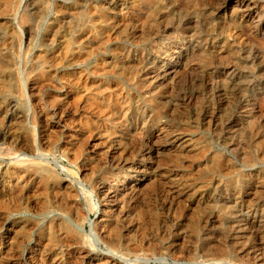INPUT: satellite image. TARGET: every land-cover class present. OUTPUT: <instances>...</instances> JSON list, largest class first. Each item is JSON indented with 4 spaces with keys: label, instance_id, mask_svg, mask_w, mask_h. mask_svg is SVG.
Masks as SVG:
<instances>
[{
    "label": "rangeland",
    "instance_id": "374dc122",
    "mask_svg": "<svg viewBox=\"0 0 264 264\" xmlns=\"http://www.w3.org/2000/svg\"><path fill=\"white\" fill-rule=\"evenodd\" d=\"M30 1L32 0H0V167H2L3 165L7 166L11 162H13V159L18 156L20 152L22 153V151L19 150L18 146H14L13 143L11 144V142L6 139L8 137H17L23 142L25 141L27 145L33 147L32 152L30 154L25 153L22 157L25 156L24 158L27 157V159H30L31 162L33 161L34 163L37 162V164H41L40 167L39 165L33 164L32 162V165L29 164L28 166L24 167L25 173L27 175L33 173V169L37 170V178L35 177V180L30 182L36 189L33 188L34 190H29V194L26 191V193L22 195L23 198H13L10 196L9 198L13 199L14 201H11L9 198H7L8 196L0 195V208H2L0 209V237L5 235V229L8 227V225L15 224L16 221H21L22 223L24 222L23 224H26V226H24L26 228L30 225L29 229L23 227L22 231H18L12 237L11 241L14 244L11 243L10 248L4 250L3 248H1L2 246H0V258H4L3 260L0 259V264H44L41 263V259H39V257L41 258L44 252L48 254L50 253V255L47 257L48 259L45 264L54 263L52 262V260H58L59 262H55L54 264H62L63 262L64 264H75L77 261L78 264H85L80 259V255L78 253L79 250H81V246H85L87 244V251L94 253L97 257H95V259H98V262H94L92 264H105V258L110 256L111 258H113V261L108 264H264V238L262 242H260L259 234L256 233L255 230H252L247 227V223H245L247 218L255 216L256 219L262 221L264 229V190L262 189V191H255L256 188L254 185L256 182H264V0H254L257 5V11L260 19H254L253 22H241L237 17H235L236 19H232L233 17L231 18L230 16L231 6L228 3L229 0H193L194 2L190 0L191 3H198L195 5L196 10L192 13L191 16L193 17V19L192 21H190L189 24L184 23L185 18L188 17V11L182 10V13L178 12L179 14L175 10L171 12V0H162V2L165 4L161 2V7H159L160 10H157L156 13L164 12L167 16H165V23L167 25L169 24L168 26L171 25L170 27L173 30L168 31L165 34L166 36L164 38H167V40H163L165 41L163 47H166L165 43H167V46L168 44H170L169 47H171L173 43L176 42L179 36L185 37L191 35L195 40H192V46L190 45V47L184 48L185 51L186 49H189L187 51V55H185L184 51L183 54L182 52L180 53L179 57L181 58V65L179 66L178 72V76L180 78L177 82L178 85H174L170 90H168V88L165 86H161L158 90L154 92L153 90L146 91V87H141L142 85L136 82L134 73H132V71L127 68L128 65H125V57H123L119 53L126 49L128 51L125 50L124 52H129V55L134 56L135 53L138 54L141 50H147L151 46L150 41L140 43L139 41L133 39L128 40L129 38L125 39L124 37H122V40L121 38H119L116 44H111V47L113 48L115 46L118 47L112 49L109 46L110 44H106L103 47L105 50L101 48V50H103L105 54L99 49L97 52L93 53L89 57H83L82 55L80 57L78 54H73L72 51H70V53L72 54L69 57L68 55H65V51L63 52L64 48L62 47H64L65 44H75V42H79L85 39V36L87 34V26H89H85L84 22L86 21L85 18L87 17V14L90 13L92 10H99V8L102 6L104 8H106V5L107 7H109V0H36V3L38 2L37 4L39 10L38 13H36L35 15L29 12L28 10ZM137 1L139 0H126L125 5L128 3L134 5ZM227 3L229 5H227ZM111 7L113 9L115 8L114 11H118L116 9L118 8L116 3L112 4ZM71 14L74 15V18ZM31 20L35 21V24L34 22L32 23ZM106 23L104 22L102 25L104 26V31H106L107 33L109 27ZM30 25L34 27L32 28V32L30 34L31 36H29L30 38L28 37V39H26L25 33L27 32V27ZM155 25H162V23L157 22ZM184 27H188L187 29L190 28L188 30L190 34L183 30ZM210 35L212 37L218 38L220 43L222 42V39L225 40V43L223 42L219 45V47L221 46L220 48L218 47L219 55H217L218 57L215 58L214 56L210 55L198 54L199 52L201 53V51H199L201 50V44L205 43V38ZM227 35H229V37ZM222 36L223 38H221ZM77 37H79V39ZM62 38L64 40H62ZM237 38H239L240 40L238 39V41H236ZM95 39L99 40L98 37H96ZM226 45L228 48L226 47ZM139 47L140 49H138ZM191 47H193L194 52L192 51ZM226 50L229 51V53L224 54ZM63 53L65 56L62 55ZM44 54H46V56ZM40 56H42L43 58ZM55 56L56 59H54ZM63 56L65 57V59H69L65 60ZM76 56L77 58H74ZM219 56H222V58L220 59ZM121 58L123 59V62ZM116 59H119L118 63L116 62ZM34 60L36 61V63ZM38 60L44 61L41 63ZM53 60L55 61L53 62ZM110 60H112V64H110ZM55 62H57L58 64ZM53 64L55 66H53ZM224 64L228 66L231 65L232 67V70H229L231 73L229 76L232 77L230 81L223 80V77L221 76L222 70H220V68ZM120 67L123 69H121ZM180 67H183L184 69H181ZM194 68L196 69L194 70ZM185 69L186 71H184ZM111 70L114 71V73ZM196 72L198 74H196ZM204 73L205 75H203ZM95 74L96 76H94ZM44 75L50 78L51 80L45 77ZM36 76H39V79ZM40 76L42 79L40 78ZM131 76L134 79H132ZM219 76L221 77V79ZM76 77L80 78L78 79ZM201 78L203 79L201 80ZM52 80L54 83L52 82ZM63 80L66 82H71L66 83ZM82 80L87 82H83V85ZM222 80L225 82H222ZM32 82L36 85V87L39 86V88H37L39 90L38 94L40 96V99L43 98L42 100H40L41 110L40 112L38 111L39 114L37 113V110L33 107L28 97L29 92L27 89L29 87V84ZM39 83H41V86ZM58 84H61L62 87H60V85ZM93 84L95 86L97 84L99 85H97L96 88ZM197 84H199V86ZM45 85L48 86L46 87ZM52 85L53 87H51ZM63 86H67L68 88ZM40 87L44 88L40 89ZM111 89L113 90V92ZM65 90H68L70 93ZM90 95H93V101H91ZM101 95L103 97H101ZM56 96L60 98L61 102L59 101V99L56 98ZM195 97L197 98V100H195ZM156 98L157 100H155ZM97 99L99 100V102ZM94 100L96 103L94 102ZM158 100H161L160 103H163L159 104ZM192 101L194 102L192 103ZM208 101H210V103ZM118 102L121 104H118ZM49 103L50 106L48 107L47 105H49ZM97 103L98 105H96ZM105 104H107V106H105ZM12 105H14L13 109L15 110V112H20L23 116V119H21L19 123L13 118L14 113L11 109ZM106 108L111 113L109 111H106ZM211 108H213L214 110ZM51 109H53V111ZM93 109L95 110V112ZM241 110L247 113L246 119L238 117L239 115L243 114ZM121 111L122 115H120ZM105 112H107V114H110L105 115ZM163 112H165L164 115ZM141 113L143 114V117ZM44 114L48 116L45 117ZM10 115H12V117H9ZM131 115H133V117ZM99 116L101 119L99 118ZM155 117L159 119H155ZM160 117L162 118V120H160ZM122 119H124L125 121H123ZM160 121L164 124L167 123L166 126L168 125L167 128L171 131H186L185 129H187L188 131H186V134H188L189 139H191V145L192 147L195 146L193 147L192 153L187 152L188 154L183 153L181 155H176L177 152H173L176 151L174 149H163L161 150V153H158V155L146 154V144L149 140L152 142L154 141L152 138L150 139L147 137L153 131L157 123ZM234 121L237 123V125H235L234 128H230L229 123H232ZM149 124L152 128L149 126ZM95 127L96 129H93ZM65 128H67L68 131H66ZM97 128L100 130H97ZM13 130L15 132H13ZM46 130L50 131V133L48 131L46 132ZM5 132H7V134ZM17 132L19 134H17ZM44 133H46V135ZM69 134L72 136V138L74 137L72 141L73 143L69 141V137L67 138V136H70ZM81 134L83 137L80 136ZM106 134L108 135V137ZM40 137H48L46 138L47 142L45 144L44 142H41L42 140ZM101 137L103 138L101 139ZM84 140L86 142H84ZM65 141H67V144ZM101 141L103 143H100ZM48 142L50 143L48 144ZM119 143L122 145H120ZM106 144L108 145V147L106 146ZM126 144L127 146H125ZM159 144L162 145V141H159ZM75 147L77 148L78 153L75 152ZM90 147L92 149H90ZM105 150L106 152H104ZM166 150L168 152L170 150L173 151L172 153H168ZM102 156L104 157V159H102ZM113 156L116 158H125L126 161H128L127 159L130 158L127 162L130 163V165L141 164V162L144 161V166H146L144 174L146 175L134 176L135 174L133 175V173L131 174L130 172L125 171L123 169H113L114 167L111 166V161L114 158ZM94 157H96V160ZM172 157L175 161H173ZM187 164L189 165V167ZM183 166L187 167L184 168ZM167 170H170V172H167ZM187 172L189 173V175ZM118 173H122L121 175L123 179L122 177L120 179L122 181H134V179H136L137 177L141 178L142 182L141 186L138 185V188L136 186L135 190L131 193L119 191L117 196L118 200L116 199L117 201L115 203L118 205L115 208L112 207V203H109L107 206L102 204L105 202H102L103 197L101 194H99L98 187L99 184L102 183V181L110 182L111 178H113V176ZM186 174L188 176H186ZM152 175L155 177H153ZM9 177L4 178L3 180L5 182H3L6 184L11 182L12 176ZM106 177L109 179H107ZM146 177H149V181H147L148 179ZM27 179H29L28 176L25 178V182L27 181ZM247 179L250 181H248ZM30 183L27 181V184L30 185ZM63 183L67 184L69 188L63 189L61 185ZM170 183H172V185ZM109 184L110 186H112L111 188L116 191V189H114L115 186L112 183ZM261 185H263L264 188V183H261ZM197 186L199 187V189L196 190V188H198ZM252 186L255 189H253ZM139 189L140 191L143 190L144 192L142 191L140 193ZM40 190H42V192ZM57 190L58 194H61L58 195L56 193ZM63 191L67 192L64 193ZM248 191H250L249 194ZM136 193L139 195H137ZM132 194L134 196H132ZM65 195L66 198H64ZM240 195H243L244 197ZM2 196L6 197L5 200L4 197L3 199H1ZM41 197L43 199H41ZM54 197L58 200H56ZM128 197L130 198V200ZM250 198H255L256 201L252 203L253 205L250 209H245L244 207L246 205L244 203L240 204V201L241 199L249 200ZM62 199H64L68 203H66ZM71 199L73 200V202ZM120 199L122 200L120 201ZM18 202L20 205L18 204ZM37 203L41 206L37 205ZM37 208H39V210ZM71 210L75 211L77 216H80L79 218H81L80 224L84 227L83 233L86 237L84 238L85 240L83 245H76L72 243L73 241L69 240V242L67 240L68 238L65 239L63 237V232L65 231L64 227L68 225L65 221H60L63 224L60 223L59 227H56L55 225L53 226L54 222L51 221L58 213L63 212L66 215L70 216L69 214H71ZM108 210L109 212L106 213V211ZM110 212L112 214L113 212L115 213L112 215ZM118 212H122V214ZM117 213L120 214V216ZM103 215L107 216L106 223H108L106 224V228H110L116 238V240L112 244H108L104 241L102 242V240H99V242L98 240L94 239L96 238L94 237V235L98 234L99 232L98 229L100 228L98 226V222L101 218H103ZM216 218H218V220H216ZM112 220H115L116 222H113ZM53 227L56 230H54ZM95 227H97L98 229ZM246 227L248 229H246ZM67 228L70 227L67 226ZM111 228H113L114 231ZM240 228H243L242 231ZM263 229L262 234L264 236ZM249 230L253 231L254 233ZM70 231L71 234L67 235L69 238L73 237L75 232L71 228ZM120 232L122 235L120 234ZM41 236L42 238H40ZM46 237L47 239H45ZM64 240L67 242L65 243ZM45 244L46 246L48 245L47 248ZM71 245H74V248L71 247ZM66 246H68V248ZM51 247L54 249H52ZM75 248L78 250H76ZM15 249L17 250L15 251ZM57 252L60 253L57 254ZM54 254L56 256H54ZM113 254L115 255L113 256ZM9 256L10 258H8ZM75 258H77L78 260ZM49 259L51 261H49ZM72 259L74 260V262Z\"/></svg>",
    "mask_w": 264,
    "mask_h": 264
},
{
    "label": "bare ground",
    "instance_id": "6f19581e",
    "mask_svg": "<svg viewBox=\"0 0 264 264\" xmlns=\"http://www.w3.org/2000/svg\"><path fill=\"white\" fill-rule=\"evenodd\" d=\"M39 1V0H38ZM106 1V0H105ZM125 1L126 0H109L108 2V6L109 7H107V5H106V8H104L103 6L102 7H100L99 8V10H95L94 8V10L95 11H91L90 13H88L87 14V17L85 18V20L86 21H84L85 22V26L86 25H89V26H87V34H86V36H85V39H83V40H81V41H79V42H75V44L74 43H72V44H70V43H67V44H63L64 45V47H62V48H64V50H63V52L65 51V55H68L69 57H70V55L73 53V54H78L80 57H81V55L83 56V57H89V56H91L93 53H95V52H97L99 49L101 50V48H103L104 47V45H106V44H110L109 46L111 47V44H116L117 43V40L119 39V38H121V40H122V37H124L125 39H127V38H129L128 40H130V39H133V40H136V41H139L140 43H142V42H151L150 44H151V46L147 49V50H141L138 54H136L135 53V55L134 56H131V55H129V52H124V51H122V52H119L123 57H125L124 59H125V65H128L127 66V68L128 69H130L131 71H132V73H134V76H135V80H136V82L138 83V84H141L142 86L141 87H146L147 89H146V91H149V90H153V92L154 91H156V90H158L161 86H165V87H167L168 88V90H170V89H172V87L174 86V85H178L177 84V82H178V80L180 79L179 78V76H178V72H179V66L181 65L180 63H181V58L179 57L180 56V53L182 52V54H183V51H184V53H185V55H187V51L189 50V49H186V51H185V49L184 48H187V47H190V45H191V43H192V40H195V39H193V36H191V35H189L190 33H189V29H187L188 27H190V26H188V27H184V29L183 30H185L187 33H189L188 35L189 36H185V37H181V36H179L178 38H177V40H176V42H172L173 43V45L171 46V47H169L170 46V44H168V46H167V43H165V46L166 47H163L164 45V42L165 41H163V40H167V38H164L166 35V33L168 32V31H170V30H172V28L170 27V26H168L166 23H165V21H166V18H165V16H166V14L164 13V12H161V13H156L157 12V10H160L159 9V7H161V2H162V0H139V1H137L134 5H131V3L129 4H126L125 5ZM168 1V0H167ZM193 1V0H192ZM128 2V1H127ZM131 2V1H130ZM135 2V1H134ZM194 2V1H193ZM191 3L190 2V0H171V2H170V6H171V8H172V11L171 12H173V10H175L177 13L178 12H181L182 13V10H184V11H188L189 12V14H187V18H185V24H189L190 23V21H192V19H193V17L191 16L192 15V13L196 10V7H195V5L198 3ZM222 2V1H221ZM38 3V2H37ZM36 3V0H32V1H30V3H29V8H28V10H29V12H31V13H33L34 15L36 14V13H38V10H39V8H38V4ZM102 3H103V1H102ZM114 3H116L117 4V7L118 8H116L118 11H114L115 10V8L113 9L112 7H111V5L112 4H114ZM163 3V2H162ZM168 3V2H167ZM226 3V2H225ZM225 3H224V5H225ZM229 4H230V6H231V18L232 19H234L235 17H237V18H239V21H241V22H253V20L254 19H257V20H259L260 18H259V15H258V9H257V5H256V3L254 2V0H234V1H231V0H229V2H228ZM227 3V5H229ZM101 4V3H100ZM163 4H165V3H163ZM128 5V6H127ZM167 5V4H166ZM226 5V6H227ZM101 6V5H100ZM163 6H165V5H163ZM198 6V5H197ZM167 7V6H166ZM225 7V6H224ZM259 7V6H258ZM72 8V7H71ZM98 8V7H97ZM96 8V9H97ZM165 8V7H164ZM218 8V7H217ZM129 9V10H128ZM224 9V8H223ZM60 10V9H59ZM83 10V9H82ZM163 10V9H162ZM178 10H181V11H178ZM262 10V9H261ZM260 10V11H261ZM71 11H73V10H71ZM223 11V10H222ZM226 11V10H225ZM73 12H75V11H73ZM72 12V13H73ZM87 12V11H86ZM168 12V11H167ZM226 13V12H225ZM260 13V12H259ZM45 14V13H44ZM179 14V13H178ZM72 15V14H71ZM85 15V14H84ZM173 15V14H172ZM5 16V15H4ZM74 15H72V17H73ZM177 16V15H176ZM182 16V15H181ZM194 16V15H193ZM167 17V16H166ZM170 17V16H169ZM225 17V16H224ZM74 18V17H73ZM195 18V17H194ZM68 19V18H67ZM66 19V20H67ZM78 19V18H77ZM168 19V18H167ZM198 19V18H197ZM236 19V18H235ZM26 20V19H25ZM208 20V19H207ZM213 20V19H212ZM238 20V19H237ZM32 21V20H31ZM30 21V22H31ZM70 21V20H69ZM34 22V24H35V21H32V23ZM73 22V21H72ZM77 22H78V20H77ZM106 23L107 25H108V27H109V29H108V32L106 33V31H104L105 29H104V26L102 25L103 23ZM162 23V25H155L156 23ZM195 22V21H194ZM260 22V21H259ZM81 23V22H80ZM83 23V22H82ZM175 23V22H174ZM192 23V22H191ZM264 23V22H263ZM79 24V23H78ZM184 24V25H185ZM33 25V24H32ZM32 25H30V26H28L27 27V32L25 33V38L26 39H28V37L29 36H31L30 34H31V32H32V28L34 27V26H32ZM80 25H82V24H80ZM79 26V25H78ZM191 26H192V24H191ZM243 26V25H242ZM260 26V25H259ZM81 27V26H80ZM84 27V26H83ZM107 27V26H106ZM246 27V26H245ZM75 28V27H74ZM79 28V27H78ZM181 28V27H180ZM192 28V27H191ZM220 28V27H219ZM81 29V28H80ZM83 29V28H82ZM86 29V28H85ZM179 29V28H178ZM241 29V28H240ZM107 30V29H106ZM193 30V29H192ZM209 30V29H208ZM208 30H206V31H208ZM232 30V29H231ZM80 31V30H79ZM173 31V30H172ZM171 31V32H172ZM177 32V31H176ZM191 32V31H190ZM196 32V31H195ZM81 33H82V31H81ZM106 33V34H105ZM178 34H179V30H178ZM253 34V33H252ZM203 35H204V33H203ZM222 35V34H221ZM235 35V34H234ZM241 35V34H240ZM70 36V35H69ZM167 36H168V34H167ZM206 36V35H205ZM214 36V35H213ZM228 37H229V35H227ZM82 37H83V35H82ZM96 37H98L99 38V40H96L95 38ZM171 37V36H170ZM204 37V36H203ZM202 37V38H203ZM250 37V36H249ZM263 37V36H262ZM30 38V37H29ZM49 38H52V37H49ZM78 39H79V37H77ZM199 38V37H198ZM221 38H223V36L221 37ZM236 38V37H235ZM254 38V37H253ZM82 39V38H81ZM169 39V38H168ZM199 39H201V38H199ZM206 39V41H205V43H203V44H201V50H199V51H201V53L199 52L198 54H200V55H210V56H214V58L215 57H218L217 55H219V50H218V47H219V45L221 44V43H225V40H223L222 39V42L220 43L219 42V40H218V38H216V37H212L211 35L210 36H207V38H205ZM204 39V40H205ZM238 39L239 38H237V40L236 41H238ZM50 40V39H49ZM62 40H64L63 38H62ZM71 40H72V38H71ZM202 40V39H201ZM240 40V39H239ZM254 40V39H253ZM66 41H68V40H66ZM132 41V40H131ZM162 41H163V43H162ZM169 41H171V40H169ZM196 41H197V39H196ZM195 41V42H196ZM250 41V40H249ZM49 42V41H48ZM71 42V41H70ZM73 42V41H72ZM200 42H202V41H200ZM51 43V42H50ZM63 43V42H62ZM123 43V42H122ZM134 43H135V41H134ZM198 43V42H197ZM230 43V42H229ZM233 43V42H232ZM237 43V42H236ZM49 44V43H48ZM194 44V43H193ZM260 44V43H259ZM195 45H196V43H195ZM233 45V44H232ZM108 46V45H107ZM192 46V45H191ZM198 46H199V44H198ZM259 46H261V45H259ZM116 47H118V46H115L114 48H116ZM221 47V46H220ZM219 47V48H220ZM226 47H227V45H226ZM61 48V47H60ZM112 49H114L113 47H111ZM126 48V47H125ZM128 48V47H127ZM192 48V51H193V47H191ZM190 48V49H191ZM195 48H197V47H195ZM223 48V47H222ZM228 48V47H227ZM235 48V47H234ZM122 49V48H121ZM130 49V48H129ZM133 49V48H132ZM138 49H140V47L138 48ZM142 49V48H141ZM103 50H105L104 48H103ZM103 50H101V51H103ZM135 50V49H134ZM234 50V49H233ZM252 50V49H251ZM59 51H60V49H59ZM70 51H72V53H70ZM107 51V50H106ZM114 51H116V50H114ZM126 51H128V50H126ZM139 51V50H138ZM137 51V52H138ZM191 51V52H192ZM198 51V50H197ZM231 51V50H230ZM239 51V50H238ZM259 51V50H258ZM42 52V51H41ZM67 52H69V53H67ZM104 52V51H103ZM112 52V51H111ZM132 52V51H131ZM194 52V51H193ZM192 52V53H193ZM39 53V52H38ZM62 53V52H61ZM99 53H101V52H99ZM98 53V54H99ZM110 53V52H109ZM114 53V52H113ZM189 53V52H188ZM220 53H222V52H220ZM227 54V53H229V51H225L224 52V54ZM42 54V53H41ZM104 54H105V52H104ZM246 54V53H245ZM40 55V54H39ZM45 56H46V54H44ZM43 55V56H44ZM52 55V54H51ZM62 55H64V53L62 54ZM64 55V56H65ZM107 55V54H106ZM194 55V54H193ZM220 55H222V54H220ZM36 56H37V54H36ZM59 56V55H58ZM63 56V57H64ZM74 56V55H73ZM120 56V55H119ZM118 56V57H119ZM224 56H226V55H224ZM244 56V55H243ZM40 57H42V56H40ZM48 57H50V56H48ZM60 57H61V55H60ZM62 57V58H63ZM106 57V56H105ZM114 57V56H113ZM121 57V56H120ZM183 57V56H182ZM188 57V56H187ZM190 57H191V55H190ZM193 57V56H192ZM196 57V56H195ZM198 57V56H197ZM200 57V56H199ZM205 57V56H204ZM220 57V59L222 58V56H219ZM233 57V56H232ZM257 57H258V55H257ZM43 58V57H42ZM74 58H77V56L76 57H74ZM115 58V57H114ZM117 58V57H116ZM207 58V57H206ZM212 58V57H211ZM228 58H229V56H228ZM227 58V59H228ZM256 58V57H255ZM41 59V58H40ZM50 59V58H49ZM54 59H56V56H55V58ZM58 59V58H57ZM60 59V58H59ZM64 59H65V57H64ZM63 59V60H64ZM66 59H69V58H66ZM65 59V60H66ZM79 59V58H78ZM120 59V58H119ZM118 59V60H119ZM122 59V58H121ZM225 59V58H224ZM45 60V59H44ZM43 60V61H44ZM62 60V59H61ZM75 60V59H74ZM73 60V61H74ZM85 60V59H84ZM98 60V59H97ZM106 60V59H105ZM117 60V59H116ZM118 60L116 61L117 63H118ZM188 60V59H187ZM198 60V59H197ZM197 60H195V61H197ZM214 60H216V59H214ZM226 60V59H225ZM35 61V60H34ZM38 61H40L41 63L43 62V61H41V60H38ZM55 60H53V62H54ZM59 61V60H58ZM89 61V60H88ZM109 61V60H108ZM111 61V63L110 64H112V60H110ZM184 61V60H183ZM186 61V60H185ZM189 61V60H188ZM63 62V61H62ZM71 62V61H70ZM79 62H80V60H79ZM122 62H123V59H122ZM202 62H204V61H202ZM218 62V61H217ZM223 62V61H222ZM35 63H36V61H35ZM40 63V64H41ZM51 63V62H50ZM55 63H57V62H55ZM97 63V62H96ZM108 63V62H107ZM193 63V62H192ZM207 63V62H206ZM58 64V63H57ZM67 64V63H66ZM73 64H74V62H73ZM79 64V63H78ZM101 64H103V63H101ZM109 64V65H110ZM122 64V63H121ZM214 64V63H213ZM226 64V63H225ZM223 65L221 68H220V70H222V73H221V76L223 77V80H225V81H230L231 80V76H229L231 73H230V71L232 70V67H231V65ZM37 65V64H36ZM183 65V64H182ZM192 65V64H191ZM190 65V66H191ZM201 65V64H200ZM208 65H210V64H208ZM215 65V64H214ZM40 66V65H39ZM53 66H55L54 64H53ZM75 66H77V65H75ZM117 66V65H116ZM116 66H114V67H116ZM123 66V65H122ZM193 66V65H192ZM197 66V65H196ZM212 66V65H211ZM45 67V66H44ZM118 67V66H117ZM194 67V66H193ZM192 67V68H193ZM201 67V66H200ZM200 67H198V68H200ZM100 68V67H99ZM109 68V67H108ZM121 68V67H120ZM120 68H118V69H120ZM181 68V67H180ZM42 69V68H41ZM54 69V68H53ZM106 69V68H105ZM121 69H123V68H121ZM181 69H184L183 67L181 68ZM180 69V70H181ZM196 68H194V70H195ZM214 69V68H213ZM109 70V69H108ZM117 70V69H116ZM115 70V71H116ZM200 70V69H199ZM205 70V69H204ZM210 70V69H209ZM212 70V69H211ZM230 70V71H229ZM34 71V70H33ZM90 71V70H89ZM95 71V70H94ZM94 71H93V74H94ZM100 71V70H99ZM112 71V70H111ZM124 71V70H123ZM128 71V70H127ZM130 71V72H131ZM184 71H186V69L184 70ZM47 72V71H46ZM71 72V71H70ZM110 72V71H109ZM113 73H114V71H112ZM180 72H182V71H180ZM199 72V71H198ZM206 72V71H205ZM208 72V71H207ZM210 72V71H209ZM40 73H42V72H40ZM79 73V72H78ZM99 73V72H98ZM124 73V72H123ZM127 73V72H126ZM131 73V74H132ZM187 73V72H186ZM195 73V72H194ZM49 74H50V72H49ZM62 74V73H61ZM92 74V75H93ZM116 74V73H115ZM125 74V73H124ZM190 74V73H189ZM196 74H198L197 72H196ZM117 75V74H116ZM129 75V74H128ZM203 75H205V73L203 74ZM211 75V74H210ZM215 75H217V74H215ZM45 76V75H44ZM43 76V77H44ZM78 76V75H77ZM94 76H96V74L94 75ZM201 76V75H200ZM207 76V75H206ZM209 76V75H208ZM37 77V76H36ZM39 77V76H38ZM37 77V78H38ZM45 77H47V76H45ZM44 77V78H45ZM86 77V76H85ZM129 77V76H128ZM132 77V76H131ZM220 77V76H219ZM34 78H35V76H34ZM40 78H41V76H40ZM48 78V77H47ZM76 78H78V77H76ZM80 78V77H79ZM78 78V79H79ZM82 78H84V77H82ZM98 78H99V76H98ZM119 78V77H118ZM194 78V77H193ZM196 78V77H195ZM208 78V77H207ZM39 79V78H38ZM42 79V78H41ZM48 79H50V78H48ZM132 79H134L133 77H132ZM203 78H201V80H202ZM219 79V78H218ZM220 79H221V77H220ZM31 80V79H30ZM45 80V79H44ZM51 80V79H50ZM49 80V81H50ZM72 80H74V79H72ZM81 80V79H80ZM215 80V79H214ZM222 80V82H225V81H223ZM37 81V80H36ZM46 81H48V80H46ZM64 81V80H63ZM78 81V80H77ZM90 81V80H89ZM88 81V82H89ZM96 81V80H95ZM186 81V80H185ZM235 81V80H234ZM233 81V82H234ZM52 82H53V80H52ZM51 82V83H52ZM64 82H66V81H64ZM68 82V81H67ZM66 82V83H67ZM71 82V81H70ZM70 82H68V83H70ZM76 82V81H75ZM81 82V81H80ZM83 82H87V81H83L82 80V84H83ZM97 82H99V81H97ZM196 82V81H195ZM209 82V81H208ZM49 83V82H48ZM50 83V84H51ZM54 83V82H53ZM60 83V82H59ZM62 83V82H61ZM65 83V84H66ZM77 83V82H76ZM181 83V82H180ZM212 83H214V82H212ZM29 84V83H28ZM40 84V86H41V83H39ZM43 84H45V83H43ZM81 84V85H82ZM87 84V83H86ZM96 84V83H95ZM165 84V85H164ZM58 85H60V87H62L61 86V84H58ZM67 85V84H66ZM84 85V84H83ZM88 85V84H87ZM91 85V84H90ZM94 85V84H93ZM92 85V86H93ZM97 85H99V84H97ZM96 85V86H97ZM102 85V84H101ZM103 85H104V83H103ZM135 85V84H134ZM198 86H199V84H197ZM202 85V84H201ZM203 85H204V83H203ZM212 85V84H211ZM38 86V85H37ZM46 86V85H45ZM48 86V85H47ZM46 86V87H47ZM56 86V85H55ZM95 86V85H94ZM93 86V87H94ZM95 86V87H96ZM216 86V85H215ZM222 86V85H221ZM225 86V85H224ZM234 86V85H233ZM28 87V86H27ZM26 87V88H27ZM51 87H53V85L51 86ZM63 87H67V86H63ZM84 87V86H83ZM87 87V86H86ZM100 87V86H99ZM102 87V86H101ZM205 87V86H204ZM37 88H39V86L38 87H36V85L32 82V83H30L29 84V87H28V92H29V100H30V102L32 103V105H33V107L37 110V113L39 114V112H40V110H41V107H40V100H42L43 98H41L40 99V96H39V94H38V89ZM41 88H44V87H40V89ZM68 88V87H67ZM66 88V89H67ZM97 88V87H96ZM104 88V87H103ZM103 88H102V90H103ZM166 88V89H167ZM217 88H219V87H217ZM228 88H229V86H228ZM234 88V87H233ZM84 89V88H83ZM101 89V88H100ZM109 89H110V87H109ZM224 89V88H223ZM64 90V89H63ZM86 90V89H85ZM95 90V89H94ZM112 90V89H111ZM161 90V89H160ZM164 90V89H163ZM162 90V91H163ZM194 90V89H193ZM221 90H222V88H221ZM62 91V90H61ZM65 91H67V92H69L68 90H65ZM141 91H143V90H141ZM178 91V90H177ZM220 91V90H219ZM237 91V90H236ZM66 92V93H67ZM94 92V91H93ZM106 92V91H105ZM112 92H113V90H112ZM114 92H115V90H114ZM117 92H118V90H117ZM152 92V91H151ZM171 92V91H170ZM169 92V93H170ZM190 92V91H189ZM227 92H229V91H227ZM42 93V92H41ZM40 93V94H41ZM51 93V92H50ZM70 93V92H69ZM90 93V92H89ZM111 93V92H110ZM141 93V92H140ZM139 93V94H140ZM146 93V92H145ZM160 93V92H159ZM165 93H167V92H165ZM208 93V92H207ZM214 93V92H213ZM221 93H222V91H221ZM61 94V93H60ZM107 94V93H106ZM112 94V93H111ZM121 94V93H120ZM171 94V93H170ZM173 94H175V93H173ZM217 94V93H216ZM218 94H219V92H218ZM48 95V94H47ZM62 95V94H61ZM66 95V94H65ZM88 95V94H87ZM103 95V94H102ZM101 95V97H103ZM110 95V94H109ZM113 95H114V93H113ZM116 95H117V93H116ZM158 95V94H157ZM160 95V94H159ZM165 95V94H164ZM168 95V94H167ZM190 95V94H189ZM222 95V94H221ZM57 96H59V95H57ZM56 96V98L57 99H59V101L61 102V100H60V98L59 97H57ZM92 96L93 95H90V97H91V101H93L92 100ZM106 96V95H105ZM104 96V97H105ZM217 96V95H216ZM67 97V96H66ZM66 97H64V98H66ZM95 97V96H94ZM97 97H99V96H97ZM107 97V96H106ZM169 97V96H168ZM174 97V96H173ZM51 98V97H50ZM114 98V97H113ZM112 98V99H113ZM123 98V97H122ZM163 98V97H162ZM161 98V99H162ZM166 98V97H165ZM196 98V97H195ZM203 98V97H202ZM217 98V97H216ZM240 98V97H239ZM48 99V98H47ZM56 99V100H57ZM89 99V98H88ZM93 99H96V98H93ZM115 99V98H114ZM117 99V98H116ZM126 99V98H125ZM124 99V100H125ZM154 99V98H153ZM169 99V98H168ZM183 99V98H182ZM190 99H191V97H190ZM212 99V98H211ZM221 99V98H220ZM225 99V98H224ZM49 100V99H48ZM98 100V99H97ZM99 100H100V98H99ZM99 100H98V102H99ZM102 100V99H101ZM121 100V99H120ZM133 100V99H132ZM135 100H136V98H135ZM155 100H157V98L155 99ZM163 100V99H162ZM170 100H172V99H170ZM184 100H185V98H184ZM187 100V99H186ZM193 100V99H192ZM195 100H197V98L195 99ZM218 100V99H217ZM45 101V100H44ZM53 101V100H52ZM66 101V100H65ZM75 101V100H74ZM77 101V100H76ZM107 101V100H106ZM113 101V100H112ZM138 101V100H137ZM159 102V104H162L163 102H161L160 103V101L161 100H158ZM177 101V100H176ZM179 101V100H178ZM42 102V101H41ZM47 102H49V101H47ZM46 102V103H47ZM54 102V101H53ZM94 102H95V100H94ZM127 102V101H126ZM149 102V101H148ZM151 102V101H150ZM194 101H192V103H193ZM209 103H210V101H208ZM216 102V101H215ZM262 102V101H261ZM45 103V104H46ZM63 103H64V101H63ZM86 103V102H85ZM92 103V102H91ZM96 103V102H95ZM95 103H94V105H95ZM102 103H104V102H102ZM110 103H111V101H110ZM109 103V104H110ZM123 103V102H122ZM158 103H156V104H158ZM175 103V102H174ZM181 103V102H180ZM186 103V102H185ZM217 103H218V101H217ZM222 103V102H221ZM226 103V102H225ZM87 104H89V103H87ZM118 104H121V103H119L118 102ZM126 104V103H125ZM182 104V103H181ZM212 104V103H211ZM210 104V105H211ZM223 104V103H222ZM240 104V103H239ZM242 104V103H241ZM80 105V104H79ZM84 105V104H83ZM91 105V104H90ZM96 105H98V103L96 104ZM100 105V104H99ZM111 105V104H110ZM110 105H109V107H110ZM124 105V104H123ZM173 105V104H172ZM189 105V104H188ZM214 105V104H213ZM227 105V104H226ZM43 106V105H42ZM48 107L50 106V103H49V105H47ZM59 106H61V105H59ZM71 106V105H70ZM87 106V105H86ZM101 106H104V105H101ZM105 106H107V104H105ZM117 106H119V105H117ZM139 106V105H138ZM163 106H164V104H163ZM206 106V105H205ZM216 106V105H215ZM220 106V105H219ZM56 107V106H55ZM63 107V106H62ZM66 107V106H65ZM88 107H89V105H88ZM93 107V106H92ZM116 107V106H115ZM114 107V108H115ZM169 107V106H168ZM175 107V106H174ZM183 107V106H182ZM191 107V106H190ZM212 107V106H211ZM218 107V106H217ZM242 107V106H241ZM258 107V106H257ZM14 108V105H12V107H11V109H12V111H13V113H14V115H13V118H14V120L15 121H17L18 123L21 121V119H23V116H22V114L20 113V112H15V110L13 109ZM104 108V107H103ZM102 108V109H103ZM117 108V107H116ZM121 108V107H120ZM120 108H118V109H120ZM161 108V107H160ZM171 108V107H170ZM181 108V107H180ZM206 108V107H205ZM43 109V108H42ZM90 109H91V107H90ZM97 109V108H96ZM107 109V108H106ZM125 109V108H124ZM196 109V108H195ZM194 109V110H195ZM211 109H213V108H211ZM52 111H53V109H51ZM94 110V109H93ZM100 110V109H99ZM127 110V109H126ZM168 110V109H167ZM209 110V109H208ZM214 110V109H213ZM213 110H211V111H213ZM217 110V109H216ZM39 111V112H38ZM102 111H104V110H102ZM106 111H109L108 109L106 110ZM113 111V110H112ZM157 111V110H156ZM155 111V112H156ZM162 111V110H161ZM220 111V110H219ZM242 111V110H241ZM92 112V111H91ZM94 112H95V110H94ZM93 112V113H94ZM110 112V111H109ZM114 112V111H113ZM118 112V111H117ZM167 112V111H166ZM174 112H175V110H174ZM177 112V111H176ZM203 112H205V111H203ZM215 112V111H214ZM243 112V114H241V115H239L238 117H240V118H243V119H246L247 118V113L245 112V111H242ZM249 112V111H248ZM36 113V114H37ZM90 113V112H89ZM111 113V112H110ZM110 113H108L107 114V112H105V115L107 114V115H109ZM119 113V112H118ZM126 113V112H125ZM135 113V112H134ZM140 113V112H139ZM157 113V112H156ZM168 113V112H167ZM210 113V112H209ZM219 113V112H218ZM231 113V112H230ZM11 114V113H10ZM41 114V113H40ZM99 114V113H98ZM97 114V115H98ZM102 114V113H101ZM100 114V115H101ZM131 114V113H130ZM142 114V113H141ZM165 114V112H163V115ZM169 114V113H168ZM202 114V113H201ZM214 114V113H213ZM249 114V113H248ZM12 115H10L9 117H12ZM45 115V114H44ZM95 115V114H94ZM104 115V114H103ZM104 115V116H105ZM120 115H122V111H121V114ZM129 115V114H128ZM173 115V114H172ZM215 115V114H214ZM39 116V115H38ZM41 116V115H40ZM46 116H48V115H45V117ZM96 116V115H95ZM118 116H119V114H118ZM125 116V115H124ZM132 117H133V115H131ZM135 116V115H134ZM152 116V115H151ZM216 116V115H215ZM136 117V116H135ZM140 117V116H139ZM142 117H143V114H142ZM174 117V116H173ZM210 117V116H209ZM12 118V119H13ZM41 118V117H40ZM39 118V119H40ZM43 118V117H42ZM99 118H100V116H99ZM117 118V117H116ZM120 118H121V116H120ZM119 118V119H120ZM138 118V117H137ZM157 117H155V119H156ZM161 118V117H160ZM219 118V117H218ZM46 119V118H45ZM101 119V118H100ZM136 119V118H135ZM139 119V118H138ZM141 119V118H140ZM157 119H159V118H157ZM178 119V118H177ZM209 119V118H208ZM215 119V118H214ZM226 119V118H225ZM11 120V119H10ZM118 120V119H117ZM123 121H125L124 119H122ZM146 120V119H145ZM150 120V119H149ZM160 120H162V118L160 119ZM194 120V119H193ZM46 121V120H45ZM85 121V120H84ZM96 121V120H95ZM115 121V120H114ZM113 121V122H114ZM122 121V122H123ZM159 121V120H158ZM183 121V120H182ZM217 121V120H216ZM44 122V121H43ZM83 122V121H82ZM135 122H136V120H135ZM142 122V121H141ZM185 122V121H184ZM251 122V121H250ZM119 123H121V122H119ZM143 123V122H142ZM154 123H156V122H154ZM210 123V122H209ZM245 123V122H244ZM13 124V123H12ZM47 124V123H46ZM87 124V123H86ZM85 124V125H86ZM167 124V123H166ZM166 124H164L163 122H158L157 123V125L154 127V129H153V131L149 134V136L147 137V138H152L154 141L152 142V141H148V143L146 144V146H147V148H146V154H149V155H152V154H157L158 155V153L160 152L161 153V150H163V149H174V150H176V151H173V152H177V154L176 155H181V154H185V153H187V152H189V153H192V151H193V147H195V146H193L192 147V145H191V142H190V140L191 139H189V136H188V134H186V131H188L187 129H185L186 131H178V130H169L168 128H167V126H166ZM188 124H190V123H188ZM187 124V125H188ZM204 124V123H203ZM14 125V124H13ZM84 125V126H85ZM94 125V124H93ZM95 125H96V122H95ZM118 125V124H117ZM235 125H237V123L234 121V122H230L229 123V127L230 128H234L235 127ZM18 126H20V125H18ZM149 126H150V124H149ZM209 126V125H208ZM9 127V126H8ZM12 127V126H11ZM48 127H50V126H48ZM80 127V126H79ZM78 127V128H79ZM82 127V126H81ZM90 127H91V125H90ZM94 127V126H93ZM121 127V126H120ZM127 127V126H126ZM134 127V126H133ZM139 127V126H138ZM151 127V126H150ZM170 127V126H169ZM10 128V127H9ZM16 128H17V126H16ZM19 128V127H18ZM46 128V127H45ZM83 128V127H82ZM85 128V127H84ZM152 128V127H151ZM172 128V127H171ZM176 128V127H175ZM188 128V127H187ZM14 129V128H13ZM51 129V128H50ZM66 129V131H68L67 130V128H65ZM91 129V128H90ZM93 129H96V127L95 128H93ZM173 129V128H172ZM179 129V128H178ZM180 129H181V127H180ZM219 129V128H218ZM229 129V128H228ZM236 129V128H235ZM15 130V129H14ZM13 130V132H15ZM80 130V129H79ZM86 130V129H85ZM97 130H100V129H98L97 128ZM106 130V129H105ZM148 130V129H147ZM17 131V130H16ZM48 130H46V132H47ZM65 131V132H66ZM78 131V130H77ZM90 131V130H89ZM96 131V130H95ZM127 131V130H126ZM151 131V130H150ZM12 132V131H11ZM49 133H50V131H48ZM64 132V133H65ZM74 132V131H73ZM94 132V131H93ZM103 132H105V131H103ZM6 134H7V132H5ZM52 133V132H51ZM67 133V132H66ZM85 133H87V132H85ZM98 133V132H97ZM15 134V133H14ZM17 134H19L18 132H17ZM45 135H46V133H44ZM43 134V135H44ZM77 134V133H76ZM103 134V133H102ZM107 134H109V133H107ZM106 134V135H107ZM114 134H116V133H114ZM133 134H135V133H133ZM138 134V133H137ZM5 135V134H4ZM4 135H3V137H4ZM10 135H11V133H10ZM70 135V134H69ZM83 135H84V133H83ZM97 135V134H96ZM105 135V136H106ZM15 136V135H14ZM17 136V135H16ZM47 136H48V134H47ZM67 136V135H66ZM80 136H82V134L80 135ZM100 136V135H99ZM98 136V137H99ZM104 136V137H105ZM7 137V136H6ZM11 137V136H10ZM45 137V136H44ZM69 137V138H68ZM83 137V136H82ZM90 137V136H89ZM94 137H95V135H94ZM107 137H108V135H107ZM115 137V136H114ZM41 138V137H40ZM46 138H48V137H46ZM46 138H41V142H44V144L47 142V140H46ZM67 138L69 139V141H73V139H74V137L72 138V136L70 135V136H67ZM103 137H101V139H102ZM118 138H120V137H118ZM139 138V137H138ZM146 138V137H145ZM191 138V137H190ZM6 139H8L10 142H11V144L13 143L14 144V146H18V148H19V150L20 151H22V153L20 152L19 154H18V156H16L14 159H13V162H11L10 164H8L7 166H2V167H0V195H5V196H8L7 198H9L10 196L11 197H13V198H19V197H21V198H23L22 197V195L23 194H25L26 193V191H27V193H28V191L29 190H34L33 188H35V187H33V185L30 183L31 181H34L35 180V177H36V172H37V170L36 169H33L34 170V172L33 173H31L30 175H27L26 173H25V168L24 167H26V166H28L29 164L30 165H32V162H31V160L30 159H27V157L26 158H24V157H22L25 153H27V154H30L31 152H32V148L33 147H31V146H29V145H27L26 143H25V141L23 142L21 139H19V138H17V137H15V138H6ZM24 139V138H23ZM80 139V138H79ZM78 139V140H79ZM96 139H97V137H96ZM110 139V138H109ZM117 139V138H116ZM115 139V140H116ZM122 139V138H121ZM124 139V138H123ZM5 140V139H4ZM7 140V141H8ZM40 140V139H39ZM52 140V139H51ZM67 140V139H66ZM99 140V139H98ZM106 140V139H105ZM108 140V139H107ZM142 140H144V139H142ZM9 141H8V143H9ZM110 141V140H109ZM128 141V140H127ZM147 141V140H146ZM159 141H162V145H160L159 144ZM3 142V141H2ZM66 142V144H67V141H65ZM84 142H86L85 140H84ZM120 142V141H119ZM123 142H124V140H123ZM50 142H48V144H49ZM70 143V142H69ZM73 143V142H72ZM75 143V142H74ZM80 143V142H79ZM82 143V142H81ZM91 143V142H90ZM97 143V142H96ZM100 143H103L102 141L100 142ZM194 143V142H193ZM10 144V143H9ZM30 144V143H29ZM47 144V145H48ZM77 144V143H76ZM85 144V143H84ZM83 144V145H84ZM95 144V143H94ZM93 144V145H94ZM104 144H105V142H104ZM103 144V145H104ZM109 144H112V143H109ZM117 144V143H116ZM120 144V143H119ZM136 144V143H135ZM145 144V143H144ZM257 144V143H256ZM31 145V144H30ZM73 145V144H72ZM118 145V144H117ZM120 145H122V144H120ZM129 145V144H128ZM33 146V145H32ZM74 146H75V144H74ZM78 146V145H77ZM91 146V145H90ZM96 146V145H95ZM105 146V145H104ZM106 146L108 147V145L106 144ZM112 146V145H111ZM125 146H127V144L125 145ZM139 146V145H138ZM145 146V147H146ZM81 147H82V145H81ZM101 147V146H100ZM114 147V146H113ZM118 147V146H117ZM9 148V147H8ZM66 148V147H65ZM68 148H69V146H68ZM71 148V147H70ZM106 148V147H105ZM112 148V147H111ZM207 148V147H206ZM75 149H76V151L75 152H77V148L75 147ZM78 149H79V147H78ZM90 149H92L91 147H90ZM121 149V148H120ZM127 149V148H126ZM125 149V150H126ZM131 149V148H130ZM129 149V150H130ZM137 149V148H136ZM66 150V149H65ZM96 150H97V148H96ZM98 150H99V148H98ZM104 150V149H103ZM107 150V149H106ZM106 150L104 151V152H106ZM109 150V149H108ZM114 150V149H113ZM34 151V150H33ZM47 151V150H46ZM73 151V152H74ZM120 151V150H119ZM167 151V150H166ZM171 151V150H170ZM168 152V153H172V151L171 152ZM200 151V150H199ZM259 151V150H258ZM71 152V151H70ZM99 152V151H98ZM127 152V151H126ZM129 152V151H128ZM17 153V152H16ZM78 153V152H77ZM81 153V152H80ZM79 153V154H80ZM95 153H96V151H95ZM100 153V152H99ZM118 153V152H117ZM120 153V152H119ZM9 154H11V153H9ZM14 154V153H13ZM73 154V153H72ZM121 154H122V152H121ZM188 154V153H187ZM32 155V154H31ZM99 155H101V154H99ZM123 155H125V154H123ZM128 155V154H127ZM143 155V154H142ZM15 156V155H14ZM106 156V155H105ZM112 156V155H111ZM115 156V155H114ZM113 156V157H114ZM119 156V155H118ZM184 156V155H183ZM99 157V156H98ZM103 157V156H102ZM112 157V158H113ZM120 157V156H119ZM119 157H114L113 159H112V164H111V166L112 167H114L113 169H123V170H125V171H128V172H130L131 174L133 173V175L134 176H136V175H146V174H144V172H145V170H146V166H144V164L145 163H143L144 161H142L141 162V164H136V165H130V163H127L128 161H129V156H128V158L129 159H127L128 161H126L125 160V158L124 159H122V158H119ZM133 157V156H132ZM140 157V156H139ZM175 157V156H174ZM185 157V156H184ZM197 157V156H196ZM196 157H194V158H196ZM71 158V157H70ZM95 158V160H96V157H94ZM141 158V157H140ZM148 158V157H147ZM161 158V157H160ZM198 158V157H197ZM102 159H104V157L102 158ZM133 159V158H132ZM166 159V158H165ZM172 159H173V161H175L174 160V158L172 157ZM177 159V158H176ZM101 160V159H100ZM157 160V159H156ZM170 160V159H169ZM180 160V159H179ZM197 160V159H196ZM98 161H99V159H98ZM107 161V160H106ZM136 161V160H135ZM134 161V162H135ZM148 161V160H147ZM151 161V160H150ZM155 161V160H154ZM153 161V162H154ZM164 161V160H163ZM177 161V160H176ZM211 161V160H210ZM40 162V161H39ZM38 162V163H39ZM167 162V161H166ZM168 162H170V161H168ZM185 162V161H184ZM183 162V163H184ZM9 163V162H8ZM99 163V162H98ZM138 163V162H137ZM151 163V162H150ZM157 163V162H156ZM177 163V162H176ZM182 163V164H183ZM7 164V163H6ZM33 164H37V162L36 163H34L33 162ZM105 164V163H104ZM109 164V163H108ZM167 164V163H166ZM169 164V163H168ZM188 164H189V162H188ZM187 164V165H188ZM196 164V163H195ZM223 164H225V163H223ZM230 164V163H229ZM37 165H39L40 167H41V164H37ZM147 165H149V164H147ZM170 165H171V163H170ZM101 166H103V165H101ZM107 166V165H106ZM161 166V165H160ZM194 166V165H193ZM197 166V165H196ZM111 167V168H112ZM148 167V166H147ZM155 167V166H154ZM165 167V166H164ZM168 167H170V166H168ZM184 167V166H183ZM185 167H187V166H185ZM184 167V168H185ZM188 167H189V165H188ZM210 167H211V165H210ZM224 167V166H223ZM230 167V166H229ZM31 168H33V167H31ZM125 168V169H124ZM149 168V167H148ZM174 168V167H173ZM225 168V167H224ZM84 169V168H83ZM108 169V168H107ZM159 169V168H158ZM175 169V168H174ZM28 170V169H27ZM40 170V169H39ZM149 170V169H148ZM187 170V169H186ZM109 171V170H108ZM111 171V170H110ZM155 171H156V169H155ZM170 172V170H167V172ZM212 171V170H211ZM229 171V170H228ZM227 171V172H228ZM119 172H120V170H119ZM175 172V171H174ZM42 173V172H41ZM117 173V172H116ZM151 173V172H150ZM186 173V172H185ZM184 173V174H185ZM188 173V172H187ZM92 174V173H91ZM122 174V173H121ZM121 174H115V176H113V178H111V180H110V182H103L102 181V183H100L99 184V187H98V192H99V194H101L102 195V197H103V201L102 202H105V203H102V204H104V205H108L109 203H112V207H117V205L118 204H115L116 203V201L118 200L117 199V196H118V192L119 191H124L125 193H127V192H129V193H131L132 191H134L135 190V188H136V186H137V188H138V185H140L141 186V178H137L136 177V179H134V181H130V182H126V181H122V180H120L121 179V177H122V175ZM126 174V173H125ZM155 174V173H154ZM164 174H166V173H164ZM168 174V173H167ZM173 174V173H172ZM219 174V173H218ZM226 174V173H225ZM256 174V173H255ZM113 175H114V173H113ZM156 175H157V173H156ZM159 175V174H158ZM179 175V174H178ZM188 175H189V173H188ZM187 174H186V176H188ZM227 175V174H226ZM9 176H12V181L11 182H9L8 184H6V183H4L5 181L3 180L4 178H7V177H9ZM29 177V179H27V181L30 183V185L29 184H27V181L25 182V178L26 177ZM107 176V175H106ZM128 176V175H127ZM138 176V177H139ZM151 176V175H150ZM153 176V175H152ZM162 176V175H161ZM173 176V175H172ZM175 176V175H174ZM180 176V175H179ZM178 176V177H179ZM186 176H185V178H186ZM216 176V175H215ZM260 176H261V174H260ZM47 177V176H46ZM153 177H155V176H153ZM152 177V178H153ZM163 177H164V175H163ZM182 177H183V175H182ZM214 177V176H213ZM9 178H11V177H9ZM37 178V177H36ZM107 178V177H106ZM131 178H133V177H131ZM147 178V177H146ZM149 178V177H148ZM147 178V179H148ZM156 178H157V176H156ZM162 178V177H161ZM171 178V177H170ZM184 178V179H185ZM210 178V177H209ZM211 178H212V176H211ZM256 178V177H255ZM107 179H109V178H107ZM122 179H123V177H122ZM176 179V178H175ZM179 179V178H178ZM217 179V178H216ZM250 179V178H249ZM253 179V178H252ZM251 179V180H252ZM258 179H259V177H258ZM257 179V180H258ZM264 179V178H263ZM39 180V179H38ZM37 180V181H38ZM172 180V179H171ZM210 180V179H209ZM214 180V179H213ZM248 180V179H247ZM260 180H261V178H260ZM4 181V182H3ZM129 181V180H128ZM147 181H149V179L147 180ZM159 181V180H158ZM174 181V180H173ZM172 181V182H173ZM179 181V180H178ZM248 181H250V180H248ZM253 181V180H252ZM256 181V180H255ZM8 182V181H7ZM70 182V181H69ZM98 182V181H97ZM160 182V181H159ZM168 182V181H167ZM185 182V181H184ZM188 182V181H187ZM109 183H112L114 186H115V188L114 189H116V191L115 190H113L111 187L112 186H110V184ZM158 183V182H157ZM169 183V182H168ZM182 183V182H181ZM204 183V182H203ZM202 183V184H203ZM261 183H264V182H261ZM261 183H259V182H256L254 185H255V188H256V190L255 191H262V189L264 190V188H263V185H261ZM6 184V185H5ZM34 184H35V182H34ZM96 184V183H95ZM146 184V183H145ZM161 184V183H160ZM163 184V183H162ZM171 185H172V183H170ZM169 184V185H170ZM174 184V183H173ZM201 184V183H200ZM205 184V183H204ZM227 184V183H226ZM39 185V184H38ZM62 185V188L63 189H67V188H69L68 187V185L67 184H61ZM98 185V184H97ZM147 185V184H146ZM145 185V186H146ZM168 185V184H167ZM179 185V184H178ZM182 185V184H181ZM222 185V184H221ZM249 185V184H248ZM253 185V184H252ZM36 186V185H35ZM51 186V185H50ZM53 186V185H52ZM96 186V185H95ZM119 186V187H118ZM140 186H139V188H140ZM148 186V185H147ZM161 186V185H160ZM183 186V185H182ZM250 186V185H249ZM37 187V186H36ZM39 187V186H38ZM44 187V186H43ZM189 187V186H188ZM198 187V186H197ZM203 187V186H202ZM224 187V186H223ZM231 187H234V186H231ZM2 188V189H1ZM52 188V187H51ZM97 188V187H96ZM120 188V189H119ZM146 188V187H145ZM144 188V189H145ZM160 188V187H159ZM166 188V187H165ZM178 188V187H177ZM186 188V187H185ZM250 188V187H249ZM252 188H253V186H252ZM255 188H253V189H255ZM36 189V188H35ZM57 189V188H56ZM176 189V188H175ZM183 189V188H182ZM197 189H199V187L198 188H196V190ZM202 189V188H201ZM257 189H259V190H257ZM59 190V189H58ZM58 190H57V194H58ZM74 190V189H73ZM97 190V189H96ZM169 190V189H168ZM172 190H174V189H172ZM192 190V189H191ZM190 190V191H191ZM204 190V189H203ZM226 190V189H225ZM250 190V189H249ZM41 192H42V190H40ZM44 191V190H43ZM46 191V190H45ZM60 191H62V190H60ZM139 191H140V189H139ZM138 191V192H139ZM143 191V190H142ZM142 191H140V193L142 192ZM181 191V190H180ZM179 191V192H180ZM194 191H195V189H194ZM232 191H233V189H232ZM252 191V190H251ZM37 192H38V190H37ZM50 192V191H49ZM64 192V191H63ZM67 192V191H66ZM66 192H64V193H66ZM137 192V193H138ZM144 192V191H143ZM173 192V191H172ZM187 192V191H186ZM193 192V191H192ZM202 192V191H201ZM200 192V193H201ZM229 192V191H228ZM235 192V191H234ZM237 192V191H236ZM249 192L250 191H248V194H249ZM253 192V191H252ZM251 192V193H252ZM32 193V192H31ZM30 193V194H31ZM52 193V192H51ZM95 193V192H94ZM121 193V192H120ZM134 193V192H133ZM136 193V194H137ZM199 193V192H198ZM29 194V193H28ZM33 194V193H32ZM36 194H39V193H36ZM59 194H61V193H59ZM58 194V195H59ZM98 194V195H99ZM122 194V193H121ZM173 194V193H172ZM176 194V193H175ZM206 194V193H205ZM254 194V193H253ZM252 194V195H253ZM71 195H72V193H71ZM70 195V196H71ZM96 195V194H95ZM137 195H139V194H137ZM145 195V194H144ZM167 195V194H166ZM181 195V194H180ZM190 195V194H189ZM28 196V195H27ZM30 196V195H29ZM34 196V195H33ZM32 196V197H33ZM49 196V195H48ZM52 196H54V195H52ZM61 196V195H60ZM124 196V195H123ZM128 196V195H127ZM132 196H134L133 194H132ZM177 196V195H176ZM199 196V195H198ZM240 196H243V195H240ZM3 197L4 196H2V198L1 199H3ZM63 197V196H62ZM61 197V198H62ZM74 197V196H73ZM85 197V196H84ZM201 197H202V195H201ZM232 197V196H231ZM231 197H230V199H231ZM244 197V196H243ZM5 198L6 197H4V200H5ZM55 198V197H54ZM60 198V199H61ZM64 198H66V195H65V197ZM126 198V197H125ZM129 198V197H128ZM205 198V197H204ZM240 198V197H239ZM248 198V197H247ZM10 199V198H9ZM8 199V200H9ZM32 199V198H31ZM37 199V198H36ZM39 199V198H38ZM41 199H43L42 197H41ZM41 199H39V200H41ZM56 199V198H55ZM117 199V200H116ZM183 199V198H182ZM187 199V198H186ZM190 199V198H189ZM202 199V198H201ZM233 199V198H232ZM238 199V198H237ZM7 200V199H6ZM11 201L13 200V199H10ZM17 200H19V199H17ZM54 200V199H53ZM56 200H58V199H56ZM62 200H64V199H62ZM61 200V201H62ZM69 200V199H68ZM72 200V199H71ZM101 200V199H100ZM122 199H120V201H121ZM129 200H130V198H129ZM169 200V199H168ZM178 200V199H177ZM176 200V201H177ZM206 200V199H205ZM229 200V199H228ZM236 200V199H235ZM234 200V201H235ZM2 201V200H1ZM10 201V202H11ZM14 201V200H13ZM36 201V200H35ZM34 201V202H35ZM38 201V200H37ZM42 201V200H41ZM55 201V200H54ZM65 201V200H64ZM70 201V200H69ZM180 201H183V200H180ZM197 201V200H196ZM204 201V200H203ZM243 201V202H242ZM254 201H256V199L255 198H250L249 200L247 199V200H242L241 199V201H240V204H242V203H244L246 206L244 207L245 209H250L251 208V206L253 205L252 203H254ZM20 202V201H19ZM19 202H18V204H19ZM33 202V201H32ZM66 202V201H65ZM72 202H73V200H72ZM174 202H175V200H174ZM205 202V201H204ZM211 202V201H210ZM217 202V201H216ZM2 203V202H1ZM6 203V202H5ZM13 203V202H12ZM23 203V202H22ZM21 203V204H22ZM25 203V202H24ZM43 203V202H42ZM55 203V202H54ZM66 203H68V202H66ZM71 203V202H70ZM177 203V202H176ZM196 203V202H195ZM215 203V202H214ZM15 204H16V201H15ZM33 204V203H32ZM51 204H53V203H51ZM62 204V203H61ZM63 204H64V202H63ZM101 204V203H100ZM126 204V203H125ZM199 204V203H198ZM205 204V203H204ZM1 205V204H0ZM4 205V204H3ZM13 205V204H12ZM20 205V204H19ZM24 205V204H23ZM22 205V206H23ZM35 205V204H34ZM33 205V206H34ZM37 205H40V204H38L37 203ZM55 205V204H54ZM67 205V204H66ZM70 205V204H69ZM114 205V206H113ZM197 205V204H196ZM237 205V204H236ZM15 206V205H14ZM41 206V205H40ZM39 206V207H40ZM62 206V205H61ZM72 206H73V204H72ZM71 206V207H72ZM125 206V205H124ZM168 206V205H167ZM177 206V205H176ZM244 206V205H243ZM1 207H3V206H1ZM38 207V206H37ZM49 207V206H48ZM75 207V206H74ZM109 207V206H108ZM195 207V206H194ZM10 208V207H9ZM34 208H36V207H34ZM42 208H43V206H42ZM51 208V207H50ZM123 208V207H122ZM0 209H2V208H0ZM38 210H39V208H37ZM36 209V210H37ZM71 209V208H70ZM78 209V208H77ZM119 209V208H118ZM14 210V209H13ZM12 210V211H13ZM41 210V209H40ZM60 210V209H59ZM65 210V209H64ZM73 210H74V208H73ZM79 210V209H78ZM104 210V209H103ZM107 210V209H106ZM50 211V210H49ZM61 211V210H60ZM105 211V210H104ZM104 211H103V213H104ZM119 211V210H118ZM11 212V211H10ZM48 212V211H47ZM109 212V210L108 211H106V213H108ZM148 212V211H147ZM70 213L71 214H69L70 216H68V215H66L65 213H58L55 217H54V219H52L51 221H53L54 222V224H53V226L55 225L56 227H59L60 226V223L61 224H63L62 222H60V221H65L68 225H66V227H64V232H63V237L66 239V238H68L67 240L69 241V240H71V241H73L72 243H74V244H76V245H83L84 244V238H86L85 236H84V233H83V226L80 224L81 223V218H79L78 216H77V214H76V212L75 211H70ZM111 213V212H110ZM115 212H113V214H114ZM118 213H121L122 214V212H118ZM117 213V214H118ZM126 213V212H125ZM112 214V213H111ZM112 214V215H113ZM127 214H129V213H127ZM249 214H250V212H249ZM248 214V215H249ZM7 215V214H6ZM81 215V214H80ZM108 215V214H107ZM119 216H120V214H118ZM117 215V216H118ZM215 215V214H214ZM235 215V214H234ZM124 216V215H123ZM73 217V218H72ZM122 217V216H121ZM218 217V216H217ZM247 217V216H246ZM4 218H5V216H4ZM43 218V217H42ZM110 218V217H109ZM214 218V217H213ZM1 219V218H0ZM116 219V218H115ZM123 219V218H122ZM126 219V218H125ZM229 219V218H228ZM243 219H245V218H243ZM98 220V219H97ZM124 220V219H123ZM216 220H218V218H216ZM215 220V221H216ZM3 221V220H2ZM50 221V222H51ZM106 221H107V216H104L103 215V218H101L100 220H99V222H98V226H99V228L100 229H98L97 227H95V228H97L98 229V234H95L94 235V237H96V238H94V239H96V240H102V242L104 241V242H106V243H108V244H112V243H114V241L116 240V238H115V236L113 235V233H112V231L110 230V228H106V224L108 223H106ZM113 221V220H112ZM112 221H110V222H112ZM115 221V220H114ZM113 221V222H114ZM120 221V220H119ZM14 222V221H13ZM49 222V223H50ZM97 222V221H96ZM116 222V221H115ZM218 222V221H217ZM216 222V223H217ZM219 222H220V220H219ZM245 222V221H244ZM243 222V223H244ZM15 223V222H14ZM24 223V222H23ZM21 221H19V222H17L16 221V223L15 224H12V225H8V227L5 229L6 230V233H5V235L4 236H2V237H0V246H2L1 248H3L4 250L5 249H7V248H10V245H11V243L12 244H14L12 241H11V239H12V237L18 232V231H22L23 230V227L24 226H26V224L24 225ZM34 223V222H33ZM46 223V222H45ZM56 223V224H55ZM245 223H247V227H249L250 229H252V230H255V232L256 233H258L259 234V240H260V242H262V240H263V238H264V236H263V232H262V229H263V225H262V221L261 220H258V219H256L255 218V216H251V217H249V218H247V220H246V222ZM85 224V223H84ZM219 224V223H218ZM47 225H48V223H47ZM113 225V224H112ZM111 225V226H112ZM118 225H120V224H118ZM222 225V224H221ZM240 225V224H239ZM238 225V226H239ZM243 225V224H242ZM67 226H69L72 230H74L75 232H74V235H73V237H68L67 235L68 234H71L70 232V228H67ZM237 226V225H236ZM6 227V226H5ZM29 227H30V225H29ZM29 227H27L28 229H29ZM38 227V226H37ZM116 227V226H115ZM120 227V226H119ZM245 227V226H244ZM246 227V229H248ZM24 228H26V227H24ZM26 228V229H27ZM46 228H48V227H46ZM31 229V228H30ZM39 229V228H38ZM45 229V228H44ZM53 229H54V227H53ZM112 230H113V228H111ZM229 229V228H228ZM241 229V228H240ZM243 229V228H242ZM242 229H241V231H242ZM54 230H56V229H54ZM58 230H59V228H58ZM57 230V231H58ZM96 230V229H95ZM264 230V229H263ZM37 231V230H36ZM46 231H47V229H46ZM45 231V232H46ZM49 231V230H48ZM114 231V230H113ZM126 231V230H125ZM220 231V230H219ZM228 231V230H227ZM239 231V230H238ZM244 231V230H243ZM249 231H251V230H249ZM59 232V231H58ZM133 232V231H132ZM247 232V231H246ZM251 232H253V231H251ZM44 233V232H43ZM47 233V232H46ZM56 233V232H55ZM127 233V232H126ZM129 233V232H128ZM240 233V232H239ZM254 233V232H253ZM255 233V234H256ZM49 234V233H48ZM48 234H47V236H48ZM73 234V233H72ZM120 234H121V232H120ZM2 235V234H1ZM43 235V234H42ZM97 235H98V237H97ZM122 235V234H121ZM38 236V235H37ZM54 236V235H53ZM60 236H61V234H60ZM22 237V236H21ZM29 238H31V237H29ZM35 238H37V237H35ZM40 238H42V236L40 237ZM50 238H52V237H50ZM55 238V237H54ZM61 238V237H60ZM129 238V237H128ZM18 239H20V238H18ZM39 239V238H38ZM37 239V240H38ZM45 239H47V237L45 238ZM56 239H57V237H56ZM22 240V239H21ZM20 240V241H21ZM43 240H44V238H43ZM53 240V239H52ZM42 241V240H41ZM56 241H58V240H56ZM98 241H96V242H98ZM120 241V240H119ZM124 241H125V239H124ZM18 242H19V240H18ZM24 242V241H23ZM64 242L66 243L67 241H65L64 240ZM63 242V243H64ZM70 242V241H69ZM87 242V241H86ZM100 242V241H99ZM128 242V241H127ZM48 243V242H47ZM50 243V242H49ZM53 243V242H52ZM51 243V244H52ZM62 243V244H63ZM37 244V243H36ZM40 244V243H39ZM54 244H56V243H54ZM126 244V243H125ZM133 244V243H132ZM263 244V243H262ZM261 244V245H262ZM88 245V244H87ZM87 245H85V246H81V250H79V255H80V259L83 261V263H85V264H92V263H94V262H98V259H95V254L94 253H92V252H90V251H87ZM123 245H124V242H123ZM42 246V245H41ZM45 246H46V244H45ZM48 246V245H47ZM47 246H46V248H47ZM53 246V245H52ZM55 246V245H54ZM62 246V245H61ZM74 246V245H73ZM72 245H71V247H73ZM90 246V245H89ZM88 246V247H89ZM135 246V245H134ZM37 247V246H36ZM59 247V246H58ZM67 248H68V246H66ZM93 247V246H92ZM111 247V246H110ZM12 248H14V247H12ZM45 248V249H46ZM50 248V247H49ZM52 248V247H51ZM62 248H63V246H62ZM74 248V247H73ZM77 248V247H76ZM75 248V249H76ZM94 248V247H93ZM134 248V247H133ZM3 249H1V250H3ZM37 249V248H36ZM39 249V248H38ZM44 249V248H43ZM52 249H54V248H52ZM64 249V248H63ZM74 249V250H75ZM79 249H80V247H79ZM118 249H119V247H118ZM17 249H15V251H16ZM69 250V249H68ZM76 250H78V249H76ZM54 251V250H53ZM129 251V250H128ZM138 251V250H137ZM1 252V251H0ZM29 252V251H28ZM36 252V251H35ZM76 252V251H75ZM12 253V252H11ZM15 253V252H14ZM33 253V252H32ZM52 253V252H51ZM58 253H60V252H57V254ZM4 254V253H3ZM28 254V253H27ZM35 254V253H34ZM74 254V253H73ZM17 255V254H16ZM33 255V254H32ZM50 255V253L48 254V253H43L42 254V256H41V258L39 257V259H41V263H46L47 262V257ZM115 254H113V256H114ZM23 256V255H22ZM29 256V255H28ZM54 256H56L55 254H54ZM53 256V257H54ZM59 256H60V254H59ZM58 256V257H59ZM65 256H67V255H65ZM27 257V256H26ZM30 257V256H29ZM69 257V256H68ZM73 257H75V256H73ZM100 257V256H99ZM8 258H10V256L8 257ZM33 258V257H32ZM36 258V257H35ZM62 258V257H61ZM97 258V257H96ZM116 258V257H115ZM1 259V258H0ZM4 259V258H3ZM3 259H1V260H3ZM24 259V258H23ZM31 259V258H30ZM52 259V258H51ZM67 259V258H66ZM75 259H77V258H75ZM101 259V258H100ZM113 258H111V256L110 257H106L105 258V260H104V262H105V264H108V263H110V262H112L113 260H112ZM256 259V258H255ZM10 260V259H9ZM73 260V259H72ZM78 260V259H77ZM103 260V259H102ZM49 261H51L50 259H49ZM59 261H61V260H59ZM67 261V260H66ZM76 261V260H75ZM101 261V260H100ZM1 262V261H0ZM15 262V261H14ZM34 262V261H33ZM52 262H57V263H59L58 262V260L57 261H54V260H52ZM63 262V261H62ZM61 262V263H62ZM70 262H72V261H70ZM73 262H74V260H73ZM78 262V261H77ZM76 262V263H77ZM80 262V261H79ZM103 262V261H102ZM259 262V261H258ZM54 263H51V264H54ZM69 263V262H68ZM75 263V264H76ZM254 263V262H253ZM1 264H4V263H1ZM36 264V263H35ZM38 264V263H37ZM62 264H64V262L62 263ZM74 264V263H73ZM78 264V263H77Z\"/></svg>",
    "mask_w": 264,
    "mask_h": 264
}]
</instances>
